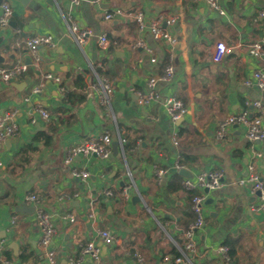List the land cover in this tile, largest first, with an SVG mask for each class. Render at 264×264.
<instances>
[{"label":"crops","instance_id":"obj_1","mask_svg":"<svg viewBox=\"0 0 264 264\" xmlns=\"http://www.w3.org/2000/svg\"><path fill=\"white\" fill-rule=\"evenodd\" d=\"M2 1L10 5L12 15L8 26L0 29V70L18 62L27 70L12 82L0 78V116L14 113L7 123L17 125L14 136L0 143V240L7 242L0 260L44 264L34 212L14 211L18 204L31 206L25 196L33 192L53 215L56 264H67L68 258L90 240L99 246L94 226L111 231L119 241L112 247L100 246L105 251L99 264H172L165 263L163 257L174 253L182 256V264H223L218 252L221 246L234 249L233 261L228 264H264V216L255 210L258 195L249 183L239 184L249 166L264 178V142L246 141L240 125L231 126L223 140L215 138L217 123L223 117L243 110L253 113L251 104L256 100L264 106V94L245 85L256 69H264L247 53L252 42H264L262 25L253 21L256 12L264 8V0H217L224 16L211 10L205 0H109L99 4L81 0L77 6L69 0H30L26 7L13 0ZM113 8L121 9L123 16L104 20L105 12ZM136 12L144 15L146 25L158 18L174 19L173 24L161 23V27L177 40L171 60L172 81L158 82L159 100L142 107L131 90L143 92L148 79L161 76L168 55L167 46L152 39L148 26L141 37L156 61L151 63L149 54L132 49L138 38L133 20ZM71 20L91 32L81 47L69 30ZM100 34L107 36L106 52L97 47ZM34 35L54 39L52 47L38 49L36 58L25 45ZM218 43L232 44L233 48L220 62H214ZM96 67L107 70V75H97ZM46 73L71 89L73 78L81 76L85 87L73 89V94H83L85 99L64 102L57 85L44 80ZM98 77L113 88L105 105L95 92ZM42 82L43 93L24 102L31 89ZM168 96H176L188 109L176 123L169 120L162 106ZM35 104L46 108L49 121L57 128L49 146L33 143L38 151L30 156L24 171L10 174L16 153L36 133L45 131L49 122L34 114ZM60 107L65 111L60 115L61 125L55 113ZM104 131L118 146L115 151L110 147L107 159L88 156L74 160L73 166L90 174L82 183L62 163L65 149ZM176 164L192 176L202 170H217L223 175L220 188L204 192L205 227L195 234L194 254H188L184 247V230L194 219L191 194L172 186L171 177L178 173ZM154 167L164 171L160 182ZM107 188L110 197L104 194ZM135 197L137 201L132 200ZM65 214L75 218L73 225L64 224ZM11 218H15L13 225L9 224ZM24 251L31 255L27 263L18 257Z\"/></svg>","mask_w":264,"mask_h":264},{"label":"built area","instance_id":"obj_2","mask_svg":"<svg viewBox=\"0 0 264 264\" xmlns=\"http://www.w3.org/2000/svg\"><path fill=\"white\" fill-rule=\"evenodd\" d=\"M81 0H69L70 4L77 6ZM109 0H91L92 3H105ZM208 7L217 12L218 15L224 16L225 10L221 8L217 0H205ZM12 15V9L6 1H0V29H3L8 26L10 18ZM123 16L121 9L113 8L107 10L104 14V20L111 21ZM133 20L138 32V38L133 44L132 49H140L144 53L149 54L150 62L154 63L155 57L153 56V51L146 45L142 39V33L148 26L149 33L154 41L163 42L167 46L166 53L168 55V61L164 66L163 73L157 78H150L146 83V90L143 92H133L136 96V102L139 106H148L152 102L159 100V94L157 92L158 82L170 83L174 75V68L172 66L171 60L176 46L177 40L169 32L161 27V23L173 24L174 19L163 20L158 18L155 21H152L149 25H146L144 15L141 12H136L133 15ZM254 23H260L264 30V8L259 9L256 12V16L253 19ZM69 30L78 46H83L86 44L88 38L91 36V32L88 29H83L78 26L74 21H70ZM53 37L51 35H34L29 37L26 42V48L32 58L37 57V52L40 47H52L53 46ZM96 44L100 51L106 52L108 49V39L105 34H100L96 38ZM264 42L263 41H254L248 46V56L250 59L254 60L258 65L263 64L264 66ZM233 48L232 44H223L218 43L215 48L212 60L214 62H220L224 53ZM27 66L23 62H18L10 69H1L0 78L4 82H9L14 78L25 73ZM45 81H53L57 85L58 93L64 95V86L61 85L60 79L54 77L50 73H46L44 76ZM99 86L95 88L97 93V98L100 104L105 105L108 102V96L112 93L113 88L110 82H108L103 77H98ZM245 85L254 86L262 94H264V69H256L251 77L246 79ZM45 90V84L42 82L39 85L33 87L29 94L24 97V102H29L31 97L39 96ZM162 106L172 123H176L181 120L187 113L188 109L179 100L176 96H168L163 102ZM251 107L253 113H249L247 110H243L236 114H229L223 117L216 126L215 138L217 140H223L228 129L233 125L243 126L244 138L248 142H264V106L261 101L256 100L252 102ZM34 114L38 115L40 119L44 122L49 121L50 115L49 112L40 104H35L33 109ZM14 116V113L9 114L5 112L0 116V143L14 136L17 131V125L14 122L7 123L11 117ZM34 121V120H32ZM173 143L177 145L175 139V134L173 138ZM112 144V139L110 134L107 131H104L98 136H91L88 140L76 146H69L65 149V152L62 157V163L67 166L70 170V174L73 178L80 180L82 183L87 181L90 174L86 170L78 169L76 166H73L74 160L77 158H83L88 156H95L99 159H107L110 153V147ZM1 166V164H0ZM183 166L176 164L175 171L178 172L182 169ZM154 176L160 182V179L164 175V171L154 167ZM223 175L221 171L211 170L206 171L202 170L196 173L191 178H183L181 181V187L185 191H199L191 198L190 211L194 216V219L187 224L184 230L185 238V251L188 254L195 253V234L198 230H201L205 227V215L204 207L206 202V195L204 190L213 191L220 188L222 184ZM249 183L251 185L253 192H258V202L255 210L261 212L264 216V178H261L256 170L249 166L247 170L246 177L239 181V184L243 185ZM127 190L123 191V197H127ZM106 197L111 196V191L107 188L104 192ZM25 201L28 202L34 208V215L39 231V240L38 248L39 255L44 259V264H56V251L53 246V242L56 238L57 231L53 221V215L45 211L41 200L39 197L30 192L25 196ZM90 219H94L93 213L90 212L88 215ZM64 224L73 225L75 223V218L70 214H65L62 216ZM15 218H11L9 224L13 225ZM95 237L101 242L103 246H115L119 241L114 237L113 233L106 229H101L94 226ZM7 242L5 240H0V252L6 246ZM221 255L222 263L228 264L229 258V249L226 246H221L218 250ZM138 262L141 263L142 259L139 255H134ZM86 260L90 264H99L101 260V247L96 244L95 240H90L86 244L80 247L78 253L74 256H71L67 260V264H85ZM163 261L165 263L172 264H182V256L171 257L164 256ZM0 264H8V261L1 259Z\"/></svg>","mask_w":264,"mask_h":264},{"label":"trees","instance_id":"obj_3","mask_svg":"<svg viewBox=\"0 0 264 264\" xmlns=\"http://www.w3.org/2000/svg\"><path fill=\"white\" fill-rule=\"evenodd\" d=\"M109 51H111V46L109 47ZM104 68V66H103ZM102 67H96L95 72L99 76H105L107 75V70H104ZM63 86V84H61ZM83 78L81 76L74 77L71 83L72 89L69 86H64V95H63V101H67L70 103L74 99L77 101H83L85 99L84 95L76 96L73 94L74 90L80 91L82 90L84 86ZM55 113L59 116L58 119V124L63 123V119L61 120V116L65 113V111L60 107L57 108ZM69 122V121H68ZM68 124V123H66ZM57 125L53 121H49L46 125V130L45 131H40L34 135L32 138L31 142L28 144H25L23 148H21L15 155V158L12 162V165H10V174H14L18 171H24L28 164L30 163L31 159L30 156H33L37 151L38 148L33 146L34 142L41 143L44 146H49L50 142L52 141L53 133L56 130ZM181 180L182 178L179 177L177 173L173 174L171 177V184L174 187L175 190H179L181 188ZM191 194L190 199L195 195L193 191H187ZM229 249V256L230 260L233 261L234 257V249L232 247L228 248ZM179 256L177 253H174L173 257ZM19 259L22 263H27L31 260V255L26 254L25 251L22 252L19 256Z\"/></svg>","mask_w":264,"mask_h":264},{"label":"water","instance_id":"obj_4","mask_svg":"<svg viewBox=\"0 0 264 264\" xmlns=\"http://www.w3.org/2000/svg\"><path fill=\"white\" fill-rule=\"evenodd\" d=\"M13 1L18 2L22 7H26L30 0H13ZM9 82H12V80H10ZM117 146H118V142H113L111 144L112 150L115 151ZM177 174L180 177H183V178H191L192 177V174L188 170H186L184 168L180 169ZM204 192L207 194L208 190H204ZM257 195H259L258 192H257ZM132 200L133 201L134 200L137 201L136 197L132 198ZM209 202H210V200H209ZM14 211L17 212V213L32 214L33 211H34V208L32 206H26L25 204H18L14 208ZM11 246H12V248H15L14 244H11ZM99 246H101V243L99 244ZM104 251H105V247H102L101 248V252H104Z\"/></svg>","mask_w":264,"mask_h":264}]
</instances>
